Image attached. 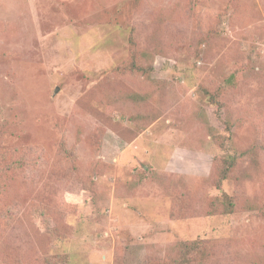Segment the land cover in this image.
I'll list each match as a JSON object with an SVG mask.
<instances>
[{
	"label": "rangeland",
	"instance_id": "374dc122",
	"mask_svg": "<svg viewBox=\"0 0 264 264\" xmlns=\"http://www.w3.org/2000/svg\"><path fill=\"white\" fill-rule=\"evenodd\" d=\"M198 239L264 264V0H0V264H178Z\"/></svg>",
	"mask_w": 264,
	"mask_h": 264
},
{
	"label": "trees",
	"instance_id": "16d2710c",
	"mask_svg": "<svg viewBox=\"0 0 264 264\" xmlns=\"http://www.w3.org/2000/svg\"><path fill=\"white\" fill-rule=\"evenodd\" d=\"M130 49L132 51L134 61L132 62L131 70L141 71L143 74L150 75V70H152V66H139L138 60L142 58H146L150 54L147 51L137 52L135 50L136 42L133 39L132 34L129 39ZM208 97V101L211 105H218L217 95L211 94L209 92L206 93ZM226 130L228 132L231 131V127L227 126ZM215 141L218 145L223 147L224 142L222 137H214ZM237 165L236 159L233 156L228 157H215L212 162V173H213V184L218 189L221 190L222 184L227 181L235 169ZM226 200V206L228 207L226 212L227 214L231 213L233 209V203L231 202V198L227 195L224 196ZM179 252V260L178 264H209L211 258V247L208 242L205 240H194V241H186L181 242L176 245Z\"/></svg>",
	"mask_w": 264,
	"mask_h": 264
},
{
	"label": "water",
	"instance_id": "95a60500",
	"mask_svg": "<svg viewBox=\"0 0 264 264\" xmlns=\"http://www.w3.org/2000/svg\"><path fill=\"white\" fill-rule=\"evenodd\" d=\"M58 91H59V89H58V88H56L55 92H56V93H58Z\"/></svg>",
	"mask_w": 264,
	"mask_h": 264
}]
</instances>
